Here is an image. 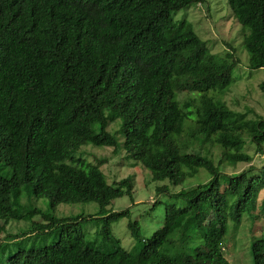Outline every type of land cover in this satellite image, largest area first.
I'll return each instance as SVG.
<instances>
[{
  "label": "trees",
  "instance_id": "obj_1",
  "mask_svg": "<svg viewBox=\"0 0 264 264\" xmlns=\"http://www.w3.org/2000/svg\"><path fill=\"white\" fill-rule=\"evenodd\" d=\"M206 2L0 0V235L13 220L29 222L2 237L0 264H231L219 243L230 225L236 234L245 214L258 209L264 169L251 166L245 149L249 143L264 154V118H249L250 109L243 114L220 98L239 60L176 18ZM227 3L248 29L250 68L264 69V0ZM88 147L113 148L156 182L183 185L202 170L212 178L178 193L159 188L171 198L163 226L143 239L139 222L130 221L139 248L128 251L110 226L131 213L108 207L133 199L135 180L109 182L101 169L107 159L97 161ZM239 163L250 167L225 172ZM33 199H45L47 210ZM76 203H96L99 213L55 216L59 205ZM212 214L217 238L203 229L204 215ZM86 222H101L97 234L117 247L98 249ZM260 230L253 264H264Z\"/></svg>",
  "mask_w": 264,
  "mask_h": 264
},
{
  "label": "rangeland",
  "instance_id": "obj_2",
  "mask_svg": "<svg viewBox=\"0 0 264 264\" xmlns=\"http://www.w3.org/2000/svg\"><path fill=\"white\" fill-rule=\"evenodd\" d=\"M210 10V13L208 12ZM177 19H187L194 23V29L203 40H209L216 44L219 50L229 51L233 53L234 58L239 60V64L233 72L234 83L230 87V91L226 92L223 100L231 109L248 114L249 118H264V93L260 89V84L264 82V69L253 70L250 68V55L247 52L243 42L244 35L248 33V29L237 23L233 18L227 0H207L205 6H193L190 9L182 10L176 14ZM229 43V47L224 44ZM182 99V95L180 97ZM250 109V110H249ZM98 160L107 159V162L101 165V169L106 174L109 182L120 181L126 177L132 176L135 180L134 198L124 196L114 201L108 211L121 212L130 211V217H125L113 223L110 226L111 236L115 240H119L122 248L128 251H137L139 248L137 241L132 237L128 224L130 221H138L141 225V237L143 239L150 238L164 223L165 210L168 203L171 202L168 192H159V188L168 187L171 193H178L182 190H190L202 183H208L211 180L210 174L202 170L197 176L187 180L183 185L173 186L169 180L154 181L151 172L141 163L134 160H127L124 154L116 155L113 148L88 147ZM251 156L253 161L251 166L257 170L264 169V154L257 155L255 147L248 143L245 149ZM216 158L220 156V150L216 149ZM90 162L97 164L93 156L88 155ZM250 167V164L239 163L235 168L228 167L225 172L228 174H238ZM263 172V171H261ZM260 172V173H261ZM259 173V174H260ZM24 199V200H23ZM22 203L27 201L26 193L23 195ZM32 206L47 210V201L45 199H33L29 202ZM179 206H183V201H176ZM258 209L245 214L242 224L236 234L232 225L229 226L228 232L222 241L220 247L224 248V255L231 264H253L251 254V244L254 236L261 235V227H264V190L261 191L258 202ZM99 206L96 203H76L61 204L57 207L55 216L58 218L65 217H82L96 216L99 213ZM258 217H256V215ZM254 215L256 218H254ZM35 217L34 220H40ZM29 222L11 221L7 232L0 235V242L5 243V235L24 230ZM83 229L88 235H94L102 230L101 222H86ZM203 229L207 237L217 238L220 235L219 226L212 214L211 217L204 215ZM2 237H4L2 239ZM89 238V237H88ZM2 240V241H1ZM46 240L44 244L50 243ZM98 249L107 252L114 250L117 246L113 241L105 240L101 233L96 235L95 239ZM213 243V241L211 242Z\"/></svg>",
  "mask_w": 264,
  "mask_h": 264
}]
</instances>
